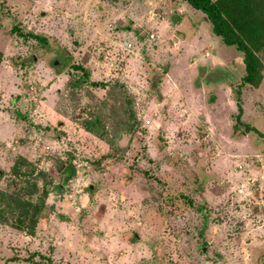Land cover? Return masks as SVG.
I'll list each match as a JSON object with an SVG mask.
<instances>
[{"label":"rangeland","instance_id":"obj_1","mask_svg":"<svg viewBox=\"0 0 264 264\" xmlns=\"http://www.w3.org/2000/svg\"><path fill=\"white\" fill-rule=\"evenodd\" d=\"M175 1L0 0V193L37 182L24 199L51 207L33 235L0 219V264H263L264 138L235 127L234 90L264 133V43L245 84L243 54Z\"/></svg>","mask_w":264,"mask_h":264},{"label":"trees","instance_id":"obj_2","mask_svg":"<svg viewBox=\"0 0 264 264\" xmlns=\"http://www.w3.org/2000/svg\"><path fill=\"white\" fill-rule=\"evenodd\" d=\"M193 9L205 14L212 26V33L219 37L227 46H234L243 54L246 75L243 83L257 86L255 83L260 73V59L257 48L253 45L262 39L264 43V0H185ZM14 30V28H13ZM28 37V36H27ZM29 37L41 40L37 35ZM4 60V54L0 51V68ZM93 86L106 88L103 83H92ZM118 85V84H117ZM111 87L109 94H113L118 86ZM69 86H75V83H69ZM237 103V114L234 116L235 127L243 128L246 133H256L264 138V133L256 127L245 123L242 119L244 114L241 88L234 90ZM129 118H134L132 108H127ZM101 121L99 116L94 117L93 122L84 124V128L91 133H98L102 138H107L105 133H99L95 122ZM137 127V126H136ZM135 127V128H136ZM133 128V126H132ZM115 145L113 141H108ZM23 158L13 166L12 173L20 176L22 167L27 163ZM54 162L63 183L74 176L75 170L72 169L71 162L66 165L59 157L54 158ZM30 166H33L29 163ZM24 186L15 193L9 195L0 193V219L2 222L13 226L18 230H26L29 234H35L38 223L47 218L44 216L48 207L46 198L48 189H43L37 202L24 199V195L33 196L39 192L37 182L23 181ZM63 183L56 186L57 191H62ZM34 191H31V190ZM4 208V209H3ZM7 210V213L6 211ZM45 212V213H44ZM9 216V217H8ZM44 216V217H43ZM206 247H203L204 249ZM264 264V258H263Z\"/></svg>","mask_w":264,"mask_h":264},{"label":"crops","instance_id":"obj_3","mask_svg":"<svg viewBox=\"0 0 264 264\" xmlns=\"http://www.w3.org/2000/svg\"><path fill=\"white\" fill-rule=\"evenodd\" d=\"M180 6H182L183 7V9H188V10H195V9H193L185 0H176L175 1V3H174V5L172 6L173 8H174V10H176V11H179V8H180ZM195 11H197V10H195ZM180 13L182 14V16L185 14V13H183V12H181L180 11ZM185 16V15H184ZM184 16L182 17V22H179L177 25H176V32H179L183 27H184V25H185V23H186V18L184 19ZM210 26H211V23H210ZM198 30V32H201V31H199V28L197 29ZM211 32H212V26H211ZM212 35L213 36H215L213 33H212ZM217 37V36H216ZM213 38V37H212ZM213 40V39H212ZM218 65H223L222 64V62H216ZM209 66V65H208ZM211 67V66H210ZM223 67V66H222ZM208 86H210V87H213V88H216L217 86V90H214L215 92H216V94H217V92L218 91H220L221 90V88H222V85L220 84V85H217V86H212V84H210V85H208ZM205 90H209V89H206V88H204ZM212 90V89H211ZM211 90H209V91H211Z\"/></svg>","mask_w":264,"mask_h":264},{"label":"built area","instance_id":"obj_4","mask_svg":"<svg viewBox=\"0 0 264 264\" xmlns=\"http://www.w3.org/2000/svg\"><path fill=\"white\" fill-rule=\"evenodd\" d=\"M151 39H154L155 36L152 34L150 36ZM123 48L126 50V51H132L135 47H134V44L131 42V41H126L123 43Z\"/></svg>","mask_w":264,"mask_h":264},{"label":"water","instance_id":"obj_5","mask_svg":"<svg viewBox=\"0 0 264 264\" xmlns=\"http://www.w3.org/2000/svg\"><path fill=\"white\" fill-rule=\"evenodd\" d=\"M90 189H93V187H90ZM203 251H207V248H204Z\"/></svg>","mask_w":264,"mask_h":264}]
</instances>
